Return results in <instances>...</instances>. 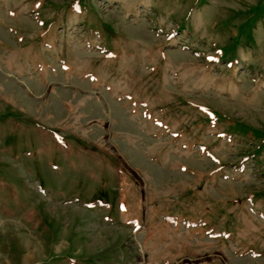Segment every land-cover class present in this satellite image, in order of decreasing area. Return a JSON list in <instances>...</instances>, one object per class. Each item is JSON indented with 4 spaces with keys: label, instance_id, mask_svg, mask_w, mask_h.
<instances>
[{
    "label": "rangeland",
    "instance_id": "1",
    "mask_svg": "<svg viewBox=\"0 0 264 264\" xmlns=\"http://www.w3.org/2000/svg\"><path fill=\"white\" fill-rule=\"evenodd\" d=\"M0 264H264V0H0Z\"/></svg>",
    "mask_w": 264,
    "mask_h": 264
},
{
    "label": "trees",
    "instance_id": "2",
    "mask_svg": "<svg viewBox=\"0 0 264 264\" xmlns=\"http://www.w3.org/2000/svg\"><path fill=\"white\" fill-rule=\"evenodd\" d=\"M236 126V125H235ZM234 127V126H233Z\"/></svg>",
    "mask_w": 264,
    "mask_h": 264
}]
</instances>
